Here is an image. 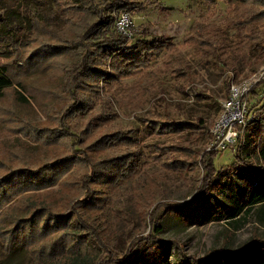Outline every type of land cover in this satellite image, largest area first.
<instances>
[{"label":"rangeland","instance_id":"1","mask_svg":"<svg viewBox=\"0 0 264 264\" xmlns=\"http://www.w3.org/2000/svg\"><path fill=\"white\" fill-rule=\"evenodd\" d=\"M130 1V8L112 11L115 19L122 13L127 15L133 39L126 46L143 38V26L148 32L145 39L163 36L169 38L172 47L156 55L148 68L122 78L117 85L103 86L100 99L94 100L88 114L66 119L74 129L93 123L84 145L97 136L120 130L136 139L139 149L133 176L118 181L111 189L92 186L105 194L104 209L75 211L99 230L108 247L116 250L115 257L132 254L127 264H144L138 259L147 252L155 256L151 264H202L211 251L224 247L235 252L252 239L264 240V204H253L247 212L236 196L237 189L246 194L250 191L243 168L260 164L261 131H243L234 146L218 152L213 158L216 172L206 182L212 184L206 185V193L196 199L192 211L182 210L204 183L206 173L200 161L211 143L209 130L221 112L230 83L252 76L257 79L245 97L251 98L245 106L248 120L255 108L264 104V24L257 28L259 38L245 41L229 28L226 19L231 7L223 1L210 6L201 0ZM38 7L56 14L51 0H0V16L22 29L14 48L8 43L0 46V66H7L13 78L0 97V189H7L8 175L36 170L72 154L68 137L56 136L60 131L58 115L68 102L61 88L60 62L47 52L51 46L45 45L44 29L27 28ZM193 21L219 28L220 58L214 52L201 57L195 48L184 44L183 36ZM56 22L62 28L63 23ZM24 61L32 65L31 70L25 72ZM198 119L204 121L207 133L197 128ZM170 121L194 126L177 133L154 129ZM165 148L167 155L162 154ZM84 172L75 165L51 186H19L6 194L0 216L15 202L70 214V202L81 195ZM34 208H28L25 216ZM232 211L235 216L231 218ZM19 215L14 212L9 219ZM155 226L157 232H153ZM141 237L149 238L136 242ZM85 243L80 241L78 246L91 249L93 243ZM89 252L74 264H97L100 258L107 259L102 249L96 254ZM0 264L35 263L26 250L5 254L0 248Z\"/></svg>","mask_w":264,"mask_h":264},{"label":"trees","instance_id":"2","mask_svg":"<svg viewBox=\"0 0 264 264\" xmlns=\"http://www.w3.org/2000/svg\"><path fill=\"white\" fill-rule=\"evenodd\" d=\"M51 1L56 14L46 7H38L32 16L33 19L28 20L27 28L31 31L44 29L45 45L51 46L47 52L52 53L54 60L60 62L58 70L61 74V88L68 102L59 113L60 116L58 115L60 131L56 136L68 137L72 154L51 160L36 170H22L17 174L8 175L5 181L7 189H0V206L5 202L6 194L20 188L19 186H28L29 189L51 186L58 176L75 165L85 169L80 179L82 192L70 202L72 209L70 214L55 213L44 206L34 208L35 205L31 203L23 207L18 202L9 206V209L6 208L8 210L4 209L0 216V248L5 254H12L19 249L26 250L35 264H66L68 260L71 262L69 264H74L77 259H84L90 253L89 250L96 254L102 249L107 259L100 258L97 264H127L132 254H125L121 258L115 257L116 250L108 247L99 230L82 220L75 209L84 208L88 211L104 209L107 200L105 194L92 186L111 189L118 181L133 176L137 169L138 143L136 139L118 130L97 136L84 145L86 139H89L93 123L87 122L85 126L74 129L67 124L66 119L88 114L94 100L100 99L99 93L103 86L108 88L117 85L122 78L148 68L156 55L163 50L171 49L172 45L169 38L163 36L145 39L148 32L142 26L143 38L136 39L130 47L126 46L128 41L133 39V35L126 36L117 31L112 11L128 9L132 4L130 0ZM201 1L207 6L223 1L231 7L230 15L226 19L228 26L235 29L245 41L261 36L257 28L264 24V0ZM56 21L63 23L62 28ZM21 32L20 27L11 25L0 16V46L8 43L14 48ZM218 33L219 28L216 26H205L199 21H193L183 36V42L195 48L201 57L205 58L214 52L216 58H220L222 45ZM15 56L19 57L16 53ZM23 65L27 66L25 72L31 70L32 65H28L27 61H24ZM12 83L13 78L7 66L1 65L0 97ZM251 92L253 91L250 90ZM18 98L24 100L20 95ZM245 100L250 102L251 98ZM193 126L189 122L170 121L159 124L154 129L158 132L177 133ZM197 128L204 133L208 131L201 119H198ZM237 129L240 130L239 126ZM247 130L261 131L264 134V104L255 108L253 116L247 120L244 131ZM217 153L209 149L202 154L200 164L206 173L205 180L196 197L182 208L183 211H192L197 206L196 199L206 193L204 189L206 185L212 184L206 182L207 178L216 172L213 158ZM162 154L167 155V150ZM258 156L260 158L258 167L247 164L243 168L250 191L246 194L244 190L237 189L236 192V196L242 201L241 204L246 206L247 212L253 204H264V135L258 145ZM238 161L244 162L240 159ZM212 178L210 182L213 181ZM28 208L34 209L25 216L29 213ZM14 212L20 215L10 220L9 216ZM72 215H75L73 220ZM234 216L235 213L232 211L230 217ZM157 229L155 226L153 232H157ZM147 238L149 237L138 238L136 242ZM80 241L93 243L89 245L91 249L86 243V247H79ZM135 245V241L132 242L130 249L132 250ZM146 254L138 260H142L144 264H151L155 256L152 257L148 252ZM202 264H264V240L252 239L244 248L235 252H229L224 247L211 251L202 260Z\"/></svg>","mask_w":264,"mask_h":264},{"label":"built area","instance_id":"3","mask_svg":"<svg viewBox=\"0 0 264 264\" xmlns=\"http://www.w3.org/2000/svg\"><path fill=\"white\" fill-rule=\"evenodd\" d=\"M128 24L125 13L116 18L117 31L126 36L131 35L128 31ZM256 81L257 79L252 76L239 82L230 83L227 96L221 104V112L210 127L211 143L207 150L223 152L237 142L248 120L245 97L251 85ZM237 126L240 130L237 129Z\"/></svg>","mask_w":264,"mask_h":264}]
</instances>
